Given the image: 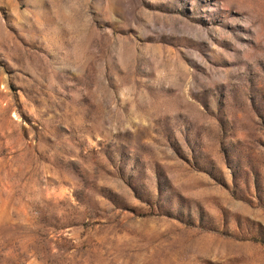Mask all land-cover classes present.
Instances as JSON below:
<instances>
[{
    "label": "rangeland",
    "instance_id": "obj_1",
    "mask_svg": "<svg viewBox=\"0 0 264 264\" xmlns=\"http://www.w3.org/2000/svg\"><path fill=\"white\" fill-rule=\"evenodd\" d=\"M0 264H264V0H0Z\"/></svg>",
    "mask_w": 264,
    "mask_h": 264
}]
</instances>
